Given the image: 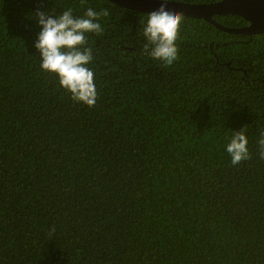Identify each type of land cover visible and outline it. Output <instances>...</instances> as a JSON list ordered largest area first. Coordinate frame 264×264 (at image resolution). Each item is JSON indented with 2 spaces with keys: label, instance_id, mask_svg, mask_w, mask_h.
<instances>
[{
  "label": "trees",
  "instance_id": "obj_1",
  "mask_svg": "<svg viewBox=\"0 0 264 264\" xmlns=\"http://www.w3.org/2000/svg\"><path fill=\"white\" fill-rule=\"evenodd\" d=\"M89 7L109 13L86 34L94 107L34 47L37 11ZM147 14L0 0V264H264V32L183 16L164 67L143 51ZM245 126L251 159L234 166L225 146Z\"/></svg>",
  "mask_w": 264,
  "mask_h": 264
},
{
  "label": "clouds",
  "instance_id": "obj_2",
  "mask_svg": "<svg viewBox=\"0 0 264 264\" xmlns=\"http://www.w3.org/2000/svg\"><path fill=\"white\" fill-rule=\"evenodd\" d=\"M168 3L169 0H160L159 7L147 14L142 27L146 39L144 53L164 67L179 59L176 41L183 20L182 13L167 9ZM108 15L106 9L97 12L90 7L79 17L73 15L71 8L60 15L49 14V11L34 14L41 29L34 43L41 69L55 74L59 85L71 94L72 100L88 107L95 106L98 93L94 72L87 67L93 57L92 49L85 47L88 43L86 34H102L103 28L98 21ZM245 128L233 131L225 146L234 166L251 159ZM258 152L264 160V131L260 133Z\"/></svg>",
  "mask_w": 264,
  "mask_h": 264
},
{
  "label": "water",
  "instance_id": "obj_3",
  "mask_svg": "<svg viewBox=\"0 0 264 264\" xmlns=\"http://www.w3.org/2000/svg\"><path fill=\"white\" fill-rule=\"evenodd\" d=\"M123 7L141 12H151L159 7L160 0H110ZM167 9L180 12L183 16L203 18L217 27L234 33L252 35L264 32V0H218L210 3H191L169 0ZM239 15L248 21L241 28H227L216 23L214 16Z\"/></svg>",
  "mask_w": 264,
  "mask_h": 264
}]
</instances>
